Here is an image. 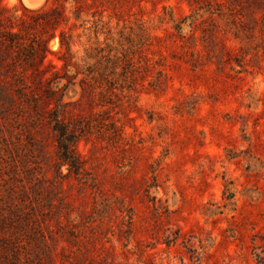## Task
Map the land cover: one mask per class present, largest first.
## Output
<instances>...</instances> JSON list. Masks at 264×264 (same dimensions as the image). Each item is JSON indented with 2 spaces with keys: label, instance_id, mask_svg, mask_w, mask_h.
<instances>
[{
  "label": "rangeland",
  "instance_id": "1",
  "mask_svg": "<svg viewBox=\"0 0 264 264\" xmlns=\"http://www.w3.org/2000/svg\"><path fill=\"white\" fill-rule=\"evenodd\" d=\"M0 9V264H264V0Z\"/></svg>",
  "mask_w": 264,
  "mask_h": 264
},
{
  "label": "trees",
  "instance_id": "2",
  "mask_svg": "<svg viewBox=\"0 0 264 264\" xmlns=\"http://www.w3.org/2000/svg\"><path fill=\"white\" fill-rule=\"evenodd\" d=\"M2 9H0V16L2 13ZM1 19V18H0ZM4 37L3 43H5L6 46L11 47V45L15 44V39L17 37L16 34H12V33H7L5 35H1L0 37ZM1 42V41H0ZM60 45H63V39L60 37ZM45 49V50H44ZM43 51H46V47L43 48ZM40 56V55H39ZM45 55L43 53V55L41 54V58H44ZM34 66V65H33ZM46 73L43 71H37V75H45ZM57 79L56 74L55 73H51V78L50 80H54ZM60 130V133L64 132V129H58ZM64 134V133H63ZM70 141L66 138L62 139H58V152H59V164L61 166H67L68 169L71 168H78V162L76 161L75 155L72 151L71 145L69 143ZM19 255V253H16Z\"/></svg>",
  "mask_w": 264,
  "mask_h": 264
},
{
  "label": "bare ground",
  "instance_id": "3",
  "mask_svg": "<svg viewBox=\"0 0 264 264\" xmlns=\"http://www.w3.org/2000/svg\"><path fill=\"white\" fill-rule=\"evenodd\" d=\"M22 1L25 4V6H27V7H29V8H36V7H38L40 5V3H41L42 0H22Z\"/></svg>",
  "mask_w": 264,
  "mask_h": 264
}]
</instances>
